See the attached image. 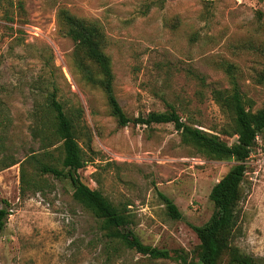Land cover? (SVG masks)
Returning a JSON list of instances; mask_svg holds the SVG:
<instances>
[{
	"label": "rangeland",
	"instance_id": "rangeland-1",
	"mask_svg": "<svg viewBox=\"0 0 264 264\" xmlns=\"http://www.w3.org/2000/svg\"><path fill=\"white\" fill-rule=\"evenodd\" d=\"M10 1L0 5V208L9 210L0 264L197 261L194 228L212 217L211 190L235 162L183 143L172 124L119 127L103 91L86 80L58 14L65 9L101 27L115 94L128 117L174 109L185 123L234 146L237 137L221 133L232 122L213 91L236 83L252 111L264 107V0ZM52 94L77 126L87 161L78 172L82 182L128 216L143 244L171 259H151L107 236L74 200L69 179L36 177L33 156L56 163L61 153L49 123ZM246 164L233 244L264 262V143ZM23 172L41 185L27 187ZM160 193L180 219L169 216Z\"/></svg>",
	"mask_w": 264,
	"mask_h": 264
},
{
	"label": "trees",
	"instance_id": "trees-1",
	"mask_svg": "<svg viewBox=\"0 0 264 264\" xmlns=\"http://www.w3.org/2000/svg\"><path fill=\"white\" fill-rule=\"evenodd\" d=\"M11 3L10 0H0V5L4 6V9ZM5 15L8 16L7 10ZM58 19L66 36L76 45V53L80 57V66L86 80L103 91L110 114L119 127H126L129 124L146 126L172 124L175 130L180 132L183 143L195 147L211 159L235 162L211 190L210 201L214 206L212 217L203 226L194 228L200 241L197 261L188 262L184 259V263L264 264V262H259L244 254L233 244L234 233L239 225L238 206L242 198V186L247 173L246 162L252 151L259 146V141L264 143V107L255 112L252 111L236 83H233V87L229 91H213L214 100L229 115L232 122L228 128L221 130V133L236 136L237 143L234 146L226 144L217 135L207 134L185 123L174 109L168 112H153L146 118H130L115 94L112 63L103 50L105 35L101 27L96 22L75 17L65 9L59 11ZM91 66L95 70H92ZM228 71L230 72V69ZM48 110L52 115L49 122L54 128L52 136L58 143H61V153L56 163L37 160L33 156L31 160L38 173L36 177L52 176L56 179H69L74 187V200L100 220L101 230L107 236L118 240L128 249L151 259H171L167 251L143 244L130 229L131 222L128 216L107 199L102 192L92 190L82 182L78 172L86 167L87 161L78 143V130L74 118L66 112L55 94H52L48 99ZM12 165H14L12 162L5 163L4 167ZM22 180L27 187L41 185V180L33 178L27 180L24 172ZM160 198L166 204L169 216L173 219H180L181 213L174 202L161 193ZM8 216V206L1 207L0 232L5 229Z\"/></svg>",
	"mask_w": 264,
	"mask_h": 264
}]
</instances>
